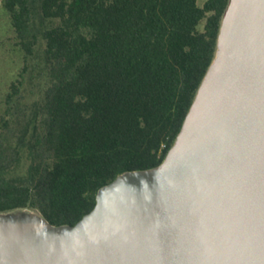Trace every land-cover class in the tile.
Instances as JSON below:
<instances>
[{
  "label": "trees",
  "instance_id": "trees-1",
  "mask_svg": "<svg viewBox=\"0 0 264 264\" xmlns=\"http://www.w3.org/2000/svg\"><path fill=\"white\" fill-rule=\"evenodd\" d=\"M230 1L3 0L24 62L0 110V213L75 224L118 175L162 163Z\"/></svg>",
  "mask_w": 264,
  "mask_h": 264
},
{
  "label": "water",
  "instance_id": "water-1",
  "mask_svg": "<svg viewBox=\"0 0 264 264\" xmlns=\"http://www.w3.org/2000/svg\"><path fill=\"white\" fill-rule=\"evenodd\" d=\"M0 264H264V0H231L164 161L100 188L75 224L0 213Z\"/></svg>",
  "mask_w": 264,
  "mask_h": 264
},
{
  "label": "rangeland",
  "instance_id": "rangeland-1",
  "mask_svg": "<svg viewBox=\"0 0 264 264\" xmlns=\"http://www.w3.org/2000/svg\"><path fill=\"white\" fill-rule=\"evenodd\" d=\"M203 2V1H202ZM15 32L8 11L0 5V110L12 80L23 66L24 52L15 44Z\"/></svg>",
  "mask_w": 264,
  "mask_h": 264
},
{
  "label": "built area",
  "instance_id": "built-area-1",
  "mask_svg": "<svg viewBox=\"0 0 264 264\" xmlns=\"http://www.w3.org/2000/svg\"><path fill=\"white\" fill-rule=\"evenodd\" d=\"M3 4V0H0V5Z\"/></svg>",
  "mask_w": 264,
  "mask_h": 264
}]
</instances>
